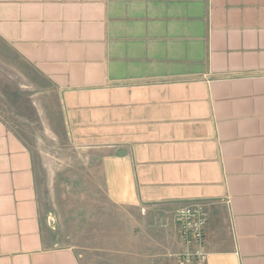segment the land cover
Returning <instances> with one entry per match:
<instances>
[{"label": "crops", "instance_id": "0c3cea01", "mask_svg": "<svg viewBox=\"0 0 264 264\" xmlns=\"http://www.w3.org/2000/svg\"><path fill=\"white\" fill-rule=\"evenodd\" d=\"M0 61L55 94L109 202L177 233L208 202L203 264H264V0H0ZM0 264H83L47 242L33 156L1 119Z\"/></svg>", "mask_w": 264, "mask_h": 264}, {"label": "rangeland", "instance_id": "374dc122", "mask_svg": "<svg viewBox=\"0 0 264 264\" xmlns=\"http://www.w3.org/2000/svg\"><path fill=\"white\" fill-rule=\"evenodd\" d=\"M56 99L0 61V119L33 156L47 242L74 248L83 264H177L184 248L173 214L109 202L98 156L69 142Z\"/></svg>", "mask_w": 264, "mask_h": 264}, {"label": "built area", "instance_id": "2783aa9c", "mask_svg": "<svg viewBox=\"0 0 264 264\" xmlns=\"http://www.w3.org/2000/svg\"><path fill=\"white\" fill-rule=\"evenodd\" d=\"M178 236L184 252L178 264H203L208 256L205 248L206 228L209 220V203L195 201L177 211Z\"/></svg>", "mask_w": 264, "mask_h": 264}]
</instances>
